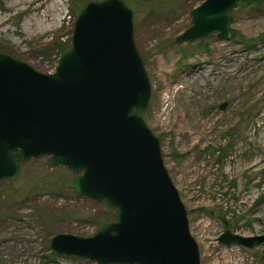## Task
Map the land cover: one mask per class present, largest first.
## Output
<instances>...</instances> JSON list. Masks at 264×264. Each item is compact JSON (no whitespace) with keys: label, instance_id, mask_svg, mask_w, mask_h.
<instances>
[{"label":"rangeland","instance_id":"374dc122","mask_svg":"<svg viewBox=\"0 0 264 264\" xmlns=\"http://www.w3.org/2000/svg\"><path fill=\"white\" fill-rule=\"evenodd\" d=\"M92 1L102 0H0V52L54 73L56 45L71 47L75 22ZM124 1L152 86L143 116L160 140L201 264H264V244L218 242L226 231L264 234V4L240 2L230 40L177 44L205 0ZM73 177L41 157L26 162L16 181L0 182V264H95L48 250L57 234L87 237L101 221H115L114 211L74 193Z\"/></svg>","mask_w":264,"mask_h":264},{"label":"water","instance_id":"95a60500","mask_svg":"<svg viewBox=\"0 0 264 264\" xmlns=\"http://www.w3.org/2000/svg\"><path fill=\"white\" fill-rule=\"evenodd\" d=\"M240 2L254 9L264 4L205 0L175 42L214 35L230 40L232 13ZM151 97L135 41L134 12L124 0L83 7L71 47L54 73H41L0 52V182L16 181L26 162L48 157L50 165L72 171L69 186L77 196L114 211L115 221H101L94 235L52 237L48 250L53 255L95 264H201L160 140L143 116ZM218 242L251 249L264 244V234L226 231Z\"/></svg>","mask_w":264,"mask_h":264},{"label":"trees","instance_id":"16d2710c","mask_svg":"<svg viewBox=\"0 0 264 264\" xmlns=\"http://www.w3.org/2000/svg\"><path fill=\"white\" fill-rule=\"evenodd\" d=\"M56 46L58 47L60 54H62L64 51H66L68 49V47H66L64 45H61V44L60 45H56Z\"/></svg>","mask_w":264,"mask_h":264}]
</instances>
